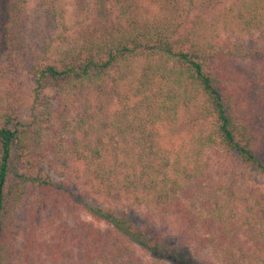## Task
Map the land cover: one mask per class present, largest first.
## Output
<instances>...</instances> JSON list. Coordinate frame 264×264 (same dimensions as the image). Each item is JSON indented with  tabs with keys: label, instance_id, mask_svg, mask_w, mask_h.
Listing matches in <instances>:
<instances>
[{
	"label": "trees",
	"instance_id": "trees-1",
	"mask_svg": "<svg viewBox=\"0 0 264 264\" xmlns=\"http://www.w3.org/2000/svg\"><path fill=\"white\" fill-rule=\"evenodd\" d=\"M230 25L264 40V0H0V264H44L35 238L17 249L15 234L60 192L92 220L60 225L50 264H150L132 245L166 264H264V194L209 182L223 155L264 180V62L241 63L263 51L220 46ZM81 98L86 140L63 152V113ZM72 163L80 195L55 184ZM221 200H243L242 216Z\"/></svg>",
	"mask_w": 264,
	"mask_h": 264
},
{
	"label": "rangeland",
	"instance_id": "rangeland-1",
	"mask_svg": "<svg viewBox=\"0 0 264 264\" xmlns=\"http://www.w3.org/2000/svg\"><path fill=\"white\" fill-rule=\"evenodd\" d=\"M144 14H151L156 13L155 9H152L150 7L145 6L143 8ZM215 41L220 43V46H223L224 48H237L238 52L237 55L240 54L239 52V46L243 43H246V46L252 48L253 50L262 49L264 54V40L261 42L256 39L249 38V36L245 35V31L241 32L239 28H237L235 25L230 26H219L216 30V33L214 35ZM262 54L261 59H249L245 61H241V63L245 65H249L252 63H260L264 62V55ZM2 62V57L0 55V63ZM16 74V71L13 72ZM84 97V96H83ZM251 98L254 102V97L251 94ZM91 104H97V103H107L108 96L104 95H98L93 94L90 95L87 99ZM58 104L56 105V107ZM86 102L85 98H81L79 100L74 101L71 105L68 104V109L66 113H63V118L67 122L69 126V131L63 132L61 119L59 117V114L56 112L57 109L55 107V111L53 112L54 117V124L59 131H62V135H65L64 144L62 147V151L68 152L71 151V148L69 147L70 141H72V138H78L81 140V142H84L86 139L83 137V133L87 130L86 127L83 128L81 125L80 119L83 114V111L87 108H85ZM111 107H113V103L110 104ZM60 109L63 108V104L59 105ZM110 107V110L112 108ZM82 111V112H81ZM63 112V109H62ZM189 123V119L186 118L183 121V124ZM181 127V126H180ZM81 128V129H80ZM82 132V134L80 133ZM75 133V134H73ZM68 134V135H67ZM89 137H92V133L90 132ZM53 138L54 142H58V139L54 136H51L50 139ZM48 149V148H47ZM58 149V148H57ZM60 149V147H59ZM49 150V149H48ZM50 151V150H49ZM47 152L48 157H51L52 151ZM71 159V158H70ZM72 161V160H70ZM212 169H210V172H213L212 181L209 180L210 183H214L213 185H216L220 182V176L223 175L224 180L227 182H231L235 184L233 186L234 191L241 197L245 198L247 194V190L249 187L255 189L258 192H261L264 194V180L260 179L259 177H255L250 179L247 173H241V168L236 164L235 161L231 160L230 158H227L223 155V157L214 159L211 157L210 162ZM60 164L58 163L57 166L54 168V170L58 171L60 169ZM78 170L76 174H74V171ZM209 172V173H210ZM58 173V172H57ZM66 173L71 174L72 179L71 182L66 181L65 178H56L55 184L59 185L62 182H67L71 185V191L76 192L78 195L83 193L86 190L85 184V177H84V169L78 167L77 164H71V168L66 171ZM77 175V176H76ZM58 197L60 199V202L56 205H52L47 209L40 210L35 217L32 219L31 227L26 226V228L19 234H15L17 236V242H16V248L21 249L24 245V238L27 236V234H31L32 237L35 238V250L36 256H41V260H43L44 264H50L52 261H54V254L53 247L55 245L56 241H59V227L63 223L66 224H72L73 221H75V218L78 217L82 220H92L90 217H88L86 214H84L82 211H80L77 208H73V210L70 212L69 206L66 201L65 192H60L58 194ZM216 200L213 198L212 200H209L208 205H204L201 207L202 211L204 213H207V211H210V207L217 208L215 205ZM94 204L98 207H109V208H118V209H124L125 207L131 206L132 203L129 200H126L124 198L122 199H106L103 197V200H100L98 202L94 201ZM220 208H222L223 211L229 212L232 208L236 209V212L239 214V216H242L243 213V200L239 201L234 205L232 208L226 205V202L220 201ZM102 229L105 228V226H100ZM43 247V248H42ZM135 253L139 258L143 259L145 262H149L150 264H166L164 262H159L154 259H150L149 256L142 251L139 247L136 245H132Z\"/></svg>",
	"mask_w": 264,
	"mask_h": 264
}]
</instances>
